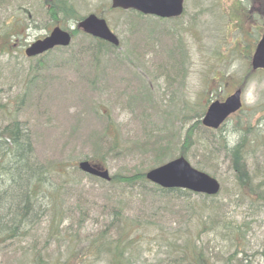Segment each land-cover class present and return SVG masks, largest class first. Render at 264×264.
Segmentation results:
<instances>
[{
    "label": "trees",
    "instance_id": "16d2710c",
    "mask_svg": "<svg viewBox=\"0 0 264 264\" xmlns=\"http://www.w3.org/2000/svg\"><path fill=\"white\" fill-rule=\"evenodd\" d=\"M75 1L0 0V86L4 87L0 96H7L0 103V257L11 254L14 264L264 261V231L261 235L253 231L257 222L264 229V116L255 123L253 113L245 115L244 122L239 119L221 133L227 122L218 130L204 127L199 117L202 111L188 125V114L181 116V126L175 131L174 121L180 117L176 111L172 115V108L167 111L164 103L166 99L174 105L177 102L178 96H172L168 86L184 77L183 49L177 64L171 58L153 76V82L158 83L159 75H163L166 83L164 90H158L150 82L158 96L150 95L133 69L145 68L149 74L145 55L156 53L147 37L159 38L165 29L158 33L148 30L147 37H142L145 49L141 53L134 44L120 40L124 56L119 57L116 47L75 27L68 47L19 60L17 56H23L31 31L44 29L48 33L56 25L70 29L72 20L76 25L83 18ZM109 10L114 9L104 5L101 16ZM116 11L124 14L123 27L129 39L141 33L137 26L145 15L134 10ZM48 67L67 68L77 75V87L66 84L69 93H76L72 96H96H89L90 109L98 119L103 118V124L92 134L90 153L82 159L117 165L110 181L81 172L99 181L96 189L90 180V186L83 180L69 182V174L78 170L76 164L69 171V166L53 167L39 158L34 146L39 134L33 135L30 118L18 117L21 110L17 107L21 105L12 103L13 99L22 104L25 96L40 94L37 91L47 85V77L41 73ZM122 70L127 76H121V89L116 87L114 74ZM113 107L129 115L138 129L126 130L113 120ZM167 120L169 130L164 127ZM229 133L237 135L235 142L230 143ZM177 156H185L193 166L219 177L220 191L206 195L163 188L145 178V170ZM223 163L227 174L220 175ZM245 206L240 218L235 216L234 209ZM148 230L152 231L150 240L144 236ZM137 234L143 236L137 238ZM167 240V250L162 253ZM154 241L158 251L152 254Z\"/></svg>",
    "mask_w": 264,
    "mask_h": 264
},
{
    "label": "rangeland",
    "instance_id": "374dc122",
    "mask_svg": "<svg viewBox=\"0 0 264 264\" xmlns=\"http://www.w3.org/2000/svg\"><path fill=\"white\" fill-rule=\"evenodd\" d=\"M75 3L79 5L78 10L81 15L95 12L101 16L104 5L110 7V0H77ZM123 15L119 11L109 10L105 12L103 18L107 20L111 29L123 43L134 44L139 53L145 49L142 37H147L148 30L158 33L165 29L159 38L147 37L148 43L156 53V55L153 53L145 55L148 60L149 74L146 73L145 68H133L146 83L151 96H158L150 83L154 80L153 76L159 74L164 68L163 63L168 62L171 58H175L177 64L181 57L180 49L184 51V77L180 82L175 81L168 86L169 91L173 92L172 96H178L177 102L174 105L172 101L166 99L164 103L167 111L172 108V115L176 111L180 117L174 121L175 131L181 126V116L185 117V114H188L189 119L186 125L191 124L198 118L197 115L206 109L210 101L216 98L223 99L238 87L242 88L243 111L233 115L221 133H226L239 119L244 122L245 115L253 113L252 121L255 123L263 119L264 71L253 73L249 64L251 52L264 27V0H184V12L179 18L164 21L152 16L140 18V25L137 28H140L141 33L137 34L134 39H129L125 32ZM74 26L75 22L72 20L68 27L73 28ZM168 31L174 32V35L168 34ZM46 33L47 31L44 29L31 31L27 39V46ZM80 39L81 37L78 36L76 41L79 42ZM116 52L119 57L124 56L123 48H116ZM22 53L23 56L17 57L19 60L27 61L24 52ZM41 74L47 77V79L45 78L47 85L37 91L41 95L25 96L22 104L21 101L12 99V103L21 105V107H17L21 110L17 114L18 117L30 118L29 123L33 135L36 132L39 134V139L37 141L34 139L35 150L39 158L47 161L50 166L56 165L58 168H62L63 164L69 166L67 168L69 171L71 169L73 171L75 168L73 165L79 162L82 156L90 153L92 134L102 128L103 118L98 119L97 114L91 112L90 109L89 96L91 99H95L96 96L89 94L72 96L76 93L70 91L73 93L71 94L67 91L66 84H76L77 79V75L70 69L48 67ZM107 74L109 75V72ZM114 75L116 76V87L122 89L124 81L121 76H127V74L122 70ZM159 76L158 83L153 82V84L158 90H164L165 80L163 75ZM77 85L78 83L75 87ZM3 88L0 86V91ZM79 90L88 93L84 89ZM168 94L167 91L165 96ZM6 98L7 96H0V103H4ZM10 107H15V105ZM79 110L81 113H78ZM112 114L113 120L125 126L126 130L134 132L138 129L135 121H129V115L120 114L116 109ZM169 124L168 120L165 121V129H170ZM227 137L230 143L235 142L238 138L232 133H229ZM97 164L107 168L111 175L117 170L116 163L112 161L107 164L100 162ZM81 172L79 169L71 172L69 182L83 180L86 186H90V180L92 188L99 187V181L84 177L85 173ZM219 174H227L224 163L219 169ZM245 208L246 206L234 209L235 216L240 218L239 213ZM261 226V223H255L253 231H257V235H261L264 231ZM151 235L152 231L148 230L144 236L150 240ZM142 236V234L136 235L137 238ZM168 241L165 242L160 252H166L165 245ZM150 248L152 254L156 253L158 251L157 242H152ZM152 258L151 255L150 259ZM13 261L11 254L0 257V264H14ZM254 264H264V261Z\"/></svg>",
    "mask_w": 264,
    "mask_h": 264
},
{
    "label": "water",
    "instance_id": "95a60500",
    "mask_svg": "<svg viewBox=\"0 0 264 264\" xmlns=\"http://www.w3.org/2000/svg\"><path fill=\"white\" fill-rule=\"evenodd\" d=\"M184 0H111L112 8L133 9L142 14L155 15L162 18L176 17L183 12ZM78 27L84 32L106 40L117 46L119 39L110 30L105 19L95 14H89L78 22ZM71 42L68 31L56 26L44 38L33 41L26 49L25 55L32 57L42 54L55 46H67ZM251 67L254 70L264 69V30L251 57ZM242 106L241 89H236L224 101L215 100L208 106L202 124L216 129L231 114ZM78 167L84 173L110 180L107 169L83 160ZM145 177L163 188H181L208 195L220 191L219 181L208 173L192 166L187 159L179 156L162 165L145 172Z\"/></svg>",
    "mask_w": 264,
    "mask_h": 264
},
{
    "label": "bare ground",
    "instance_id": "6f19581e",
    "mask_svg": "<svg viewBox=\"0 0 264 264\" xmlns=\"http://www.w3.org/2000/svg\"><path fill=\"white\" fill-rule=\"evenodd\" d=\"M11 187V185L9 184V185H7V188H10Z\"/></svg>",
    "mask_w": 264,
    "mask_h": 264
}]
</instances>
